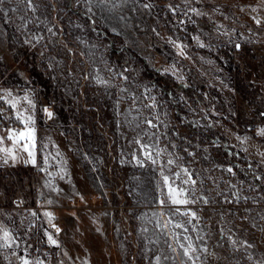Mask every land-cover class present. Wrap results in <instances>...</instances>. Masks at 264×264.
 Instances as JSON below:
<instances>
[{"label":"rangeland","instance_id":"rangeland-1","mask_svg":"<svg viewBox=\"0 0 264 264\" xmlns=\"http://www.w3.org/2000/svg\"><path fill=\"white\" fill-rule=\"evenodd\" d=\"M205 1L239 21L219 0L180 2L191 16ZM104 29L150 69L175 60L151 0L0 2V82L35 121V164L17 172L0 158V264H44L36 232L60 264H264V30L232 43L239 92L221 87L223 110L203 120L115 67ZM163 176L188 203H170Z\"/></svg>","mask_w":264,"mask_h":264},{"label":"trees","instance_id":"trees-1","mask_svg":"<svg viewBox=\"0 0 264 264\" xmlns=\"http://www.w3.org/2000/svg\"><path fill=\"white\" fill-rule=\"evenodd\" d=\"M151 1L156 17V30L168 43L175 60L169 63L165 71L150 69L142 57L124 46L119 35L104 29L107 39L111 42L108 50L109 60L124 73L142 80L154 78L161 90L176 93L177 108L183 113L193 111V116L200 115L203 120V116L206 119L214 117L220 110H217V107L222 110L224 108L221 87L226 85L234 90L233 93L239 92L235 82L241 79L243 72L238 67L234 54L228 52L240 51L236 46L232 47L233 42H239L245 47V42L256 41L258 33L263 32L264 0H219L221 6L233 10L234 18L237 17L238 22L244 23L242 25L225 16V12L209 1L201 5L195 4L191 16L184 11L181 0ZM195 18L203 20L214 31V36L199 32L194 25ZM247 22L251 29L247 27ZM34 71L36 72L35 68H32V73ZM5 89L6 83L0 82V97H3L0 99V137H6L8 129H24V125L16 119L15 111L6 102ZM180 96L187 104L192 103L193 108L179 101ZM212 138L213 136L211 140ZM0 147H12V142L5 140ZM22 149V143L17 145L14 152L16 161L13 162L9 158L6 164L17 172L32 167V163L28 162L27 152ZM0 158L5 160L6 154L0 152ZM31 253L38 256L44 264H60L62 261L60 247L46 243L37 232L33 237Z\"/></svg>","mask_w":264,"mask_h":264},{"label":"snow or ice","instance_id":"snow-or-ice-1","mask_svg":"<svg viewBox=\"0 0 264 264\" xmlns=\"http://www.w3.org/2000/svg\"><path fill=\"white\" fill-rule=\"evenodd\" d=\"M2 2V0H0ZM8 96H11V93H7ZM0 99H3V97H0ZM31 106L34 107V104H32V101L27 97L21 98ZM9 106L13 109H17V101L15 99L6 101ZM44 111L47 113L49 117L52 116V113L48 111V109H44ZM2 114V113H0ZM16 119L20 121L24 125L23 131H16L14 129H8L7 130V136L6 137H0V145L4 143L5 140H10L12 142V147H0V152H4L6 154V158L4 160V163H8V159L10 158L13 162L16 161L17 156L14 154L16 146L21 144L23 145V151L27 152L29 156V161L30 163L35 164V155H34V148H35V121L33 116L28 115L25 116L22 112L19 110L16 111ZM151 158V157H149ZM169 164H172L173 161L169 160ZM163 175V173H162ZM164 184L167 186V197L170 201V203L174 205H181V204H186L188 203V200L185 198H182L184 196V189H177L173 187L169 183V178L168 176H163ZM186 183V181H185ZM161 204H164L165 201L161 200ZM46 215H49V213H46ZM194 215V214H193ZM176 227H180V225H176ZM59 231V229H57ZM4 239L7 241L8 239V233L4 232ZM187 239V237H185ZM49 241L50 243L55 244L56 241L52 239L51 236H49ZM177 243H179V240H177ZM4 246H7L5 244ZM183 248V252L185 256H189V251L193 250L191 242L189 241L188 246L184 247L182 244L180 245ZM171 247V245H170ZM175 250V249H173ZM189 259H191V256H189ZM24 264H28L27 261H24Z\"/></svg>","mask_w":264,"mask_h":264}]
</instances>
